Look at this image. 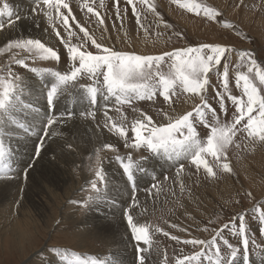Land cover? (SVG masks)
I'll return each instance as SVG.
<instances>
[{"label": "rangeland", "instance_id": "obj_1", "mask_svg": "<svg viewBox=\"0 0 264 264\" xmlns=\"http://www.w3.org/2000/svg\"><path fill=\"white\" fill-rule=\"evenodd\" d=\"M10 1H17L18 4L24 2L27 5L25 0ZM10 1L0 0V7L4 2L12 7ZM65 2L69 5V9L62 8L60 11L69 17L71 28L65 26L63 29V26L59 24L54 25L55 21H60V17L53 19L52 22L45 19L46 30L53 38V42L41 40L46 46L58 52L59 61L33 58L32 54L25 50L13 49L0 52V69L4 70L0 74H6L8 66L11 64V71L22 78L20 83L24 87V99L29 100L28 103L32 105L35 102L38 103L37 111L34 112L37 114H30V111L25 110L26 113L24 112L23 115H16L17 119L33 127V132L25 133L12 125L13 128L23 134L19 141L30 142L31 147L26 146L23 149L19 141H16V145L5 138L6 143L10 142L14 152L13 169L15 173L12 174L14 178L0 179V264H58V258L53 254V250L56 248L68 249L85 257L92 256L101 260L111 258L114 248H117L118 245H114L110 239L109 234L111 232L107 225L109 218L94 219L92 217L93 214H100L98 207L102 206L104 210H108L110 206H118L115 215L118 216L121 225L124 220L125 227L123 229L125 228L127 236L131 232L127 225L126 215H123L124 212L125 214L130 212L135 222L147 223L150 226L153 243L150 251L142 253L145 256V264H177L178 258L201 250V246L194 248L192 245L182 243L183 240L192 238L210 240L224 224L234 221L232 224L235 226L230 224L234 228L225 229L218 239L222 255L225 258L229 257L230 250L222 241L226 239L233 246H240L241 238L233 234L239 228V223L234 218L244 214L247 235L250 241H254L255 245H258V247H254L250 242L249 255L250 258H254L251 259V264H262V261L256 258L255 253L260 252L261 255H264V233H262L264 224L259 222V213L264 211V142L251 140L246 132L241 130L233 138L232 144L226 148V161L222 158L218 162L210 156L206 157L210 166L213 167L215 175H209L202 166L198 168L191 163V160L182 162L176 170L171 171L169 169L174 167H170L171 165L179 163L187 157H180L175 162L171 160L168 165H163V161L157 164V158H148L143 164L144 150L142 148H129L133 136L130 130L132 122L139 119L140 113L143 111L152 116L155 123L165 124L167 123L164 116L165 112L174 116L192 111L195 105L201 103L198 95L187 94L177 89L171 101L165 100L158 93L151 100L138 101L139 104L135 106L137 109L116 104L114 106L116 108L112 113H109V116L117 119L114 120L117 124L123 123L129 129L127 141L114 130H111L110 124L106 123L100 114L93 111L94 117L92 115L85 117L81 114L83 109H77V111L72 108H65L57 112L60 108L56 103L55 114L71 111L74 115L70 119L76 120L78 118L84 122H90L91 125L101 128L103 132L108 133L115 140L96 145L91 151L84 152V149L81 148L86 145V141H82L80 130L73 129L68 133L66 132L63 138L59 139L60 144L63 143L62 145H64L63 149H66L67 152L64 159L55 158L56 161L51 159L55 166H58L59 162L60 171L48 168L49 170L42 175L41 181L34 180L35 182L28 183L29 178L33 176V172L30 170L34 166L39 167L40 164H42L40 167L47 166L42 159V163L36 162L39 157L35 155V148L43 136L44 123L50 113L47 103H42L46 99V88L41 89L40 86L42 85H40L36 88L33 87L32 92H27L29 87L26 86V79L29 78L31 83H34L36 77L31 76L25 68L15 64L14 59L24 58L29 66L40 63L58 67V64H61L62 66L58 68L65 67L70 70L72 62L67 53L68 45L81 46V50L86 49L94 54L98 52L91 41L86 40L83 32L80 31L81 27L85 28L97 43L105 47L141 55H159L179 48L198 46L202 43H219L236 49V52L226 54V58L222 59L219 68L214 69L209 74L210 82L204 95L211 108L215 109L220 121L230 123L236 106L229 98V92L237 96L242 94L241 89L235 84L236 65L239 62L238 52L241 50L253 52L258 62L264 66V0H202L221 13L216 20L208 19L202 14L190 13L174 4L172 0H153L159 15L153 14L147 6L140 3V0H133L132 4H129L127 0H65ZM133 5L136 9L135 12ZM29 7L31 8V6H27V13L36 6L31 9ZM89 7L92 8L91 12L88 10ZM36 14L46 17L39 10ZM225 21L232 24L233 27H225ZM0 22L5 24L3 30H0L1 34L7 28L10 31L13 30L12 27L8 26L7 17H0ZM165 24L168 25L167 28L164 27ZM13 25L15 26V24ZM57 31H59L60 36H57ZM69 31L73 34L69 35ZM177 33L180 35H176ZM17 35L6 36L5 38L1 36L0 49L5 48L7 43L12 40L37 39L26 34ZM136 38L143 41L140 48L135 43ZM60 41L63 42V46ZM225 63L228 64L229 70V92L225 91L222 84ZM161 70L168 71L167 62L161 66ZM37 77L42 82L48 79L44 72L39 73ZM217 93L224 95L223 105L220 103ZM66 96L68 97V94L64 97ZM67 100V105L74 107L76 99L73 102L70 96ZM83 100H85V109L87 108L88 112H91L93 107H87V98L83 97ZM117 108L120 111H117ZM224 108L227 109L226 114ZM207 119L209 123L213 122L211 112L207 113ZM8 123L10 122L5 120L3 126ZM106 124L109 126L105 127ZM196 127L201 139H206L208 129L199 123L198 118L196 119ZM50 131L49 135L52 133ZM53 138L51 136L43 137L44 147L45 145L48 146V141ZM79 139L81 140L79 141ZM107 143L113 145L114 150L105 149L103 146ZM73 151H78V155L73 156L74 159L71 164L64 165L65 160L67 161ZM128 151L133 161H142L141 166L143 168L147 166L145 172L136 173L135 185L148 181L156 172L158 178L161 177L156 182V188H151L149 181L145 186V188L152 190L150 194L153 196L141 190L135 193L149 196L148 198L151 199L152 203L149 202L147 206H142L139 196H136L137 208L129 203L135 190L128 180L126 183L116 185L117 188L124 189V196L121 199H125V203L117 205L114 202L116 198L113 190L110 191L107 167L110 163L117 167L112 161L114 155ZM26 158H29V166L26 164ZM223 162L230 163L231 172L223 170L220 166ZM98 164L103 168L107 180L103 198L109 192L113 197L112 202L108 204H104L103 199L88 200L90 195H96L91 190L90 184L96 178L95 171ZM181 165H183L182 170H180ZM64 176L65 180L63 179ZM14 179H18L22 183L15 186L14 189H10V182ZM80 184L82 185L81 188H75L76 185L79 186ZM73 187L77 190L71 194L70 201H67ZM101 187L103 186L101 185ZM126 206L127 208L123 211ZM102 214L103 209L100 215L103 216ZM91 221L95 222L92 224ZM173 236L180 239L174 240L172 239ZM134 244L135 241L133 240L135 247ZM141 247L146 246L141 243ZM204 251L209 250L205 248ZM242 253L241 247L239 255ZM111 260L113 264H118L116 259L111 258ZM241 262L243 263L242 260H239L236 264ZM201 264H207V261L202 258Z\"/></svg>", "mask_w": 264, "mask_h": 264}, {"label": "snow or ice", "instance_id": "obj_2", "mask_svg": "<svg viewBox=\"0 0 264 264\" xmlns=\"http://www.w3.org/2000/svg\"><path fill=\"white\" fill-rule=\"evenodd\" d=\"M127 2L132 4L133 0H127ZM172 2L190 13L202 14L211 20H216L221 15L216 8L208 6L202 0H172ZM140 3L147 6L153 14L159 15L153 0H140ZM41 4L44 6L43 8L40 7ZM62 8L69 9V5L65 0H37L36 7L32 11L33 14H36L37 10L41 11L49 22L53 21V14L56 13L61 22L70 29L69 17L60 11ZM88 10L91 12L92 8L89 7ZM133 11H136L134 5ZM137 15L139 14L137 13ZM13 16L12 7L4 2L0 7V17H7L8 26H12L20 19L18 15L15 19H13ZM101 23H103L102 20ZM224 26L233 27L227 21L224 22ZM4 27L5 24L0 22V30H3ZM164 27L167 28L168 25L165 24ZM80 31L83 32L86 40L91 41L98 52L94 54L86 49L81 50V46L68 45L67 53L72 62L70 70L63 73L44 70L54 79L44 85L46 88V103L50 114L44 124L43 136L36 148V157H39L40 151L44 147L43 137L49 136L52 126L63 122L65 118L70 119L74 115L71 111L55 114L56 103L61 96L71 95L68 93L69 87L74 86L82 76H87L92 81L91 84L81 85L80 87L86 93L87 103L93 108L98 102V97H102L105 101L114 98L117 105H124L131 104L133 100H151L157 93L161 94L165 100L171 101L177 89L187 94L199 96L201 103L195 105L192 111L174 116L165 112L164 116L167 119L165 124L155 123L152 116L143 111L140 113V118L132 122L130 130L133 136L130 146L136 149L146 148L155 156L163 155L170 160L174 157H190L192 164L198 168L202 166L209 175H215L214 169L210 166L206 157L210 156L218 162L222 158L226 161V148L232 144L233 138L239 131L246 132L247 136L253 141L264 142V66L258 62L253 52L249 50L238 52L239 62L236 65L235 84L241 89L242 94L239 96L232 95L229 92L228 64L225 63L223 66L222 84L225 91L229 92V98L236 108L231 122L222 123L215 109L211 108L206 101L204 93L210 82L209 74L214 69L219 68L222 59L226 58V54L236 52V49L219 43H202L198 46L179 48L159 55H141L135 52L118 51L105 47L97 43L85 28L81 27ZM56 34L60 36L59 31ZM72 34L69 31V35ZM176 35L180 34L177 33ZM13 49L25 50L32 54L33 58L38 57L40 60L59 61L60 59L58 52L46 46L40 39L12 40L7 43L5 48L0 49V52ZM166 62L168 71L164 72L161 70V66ZM14 63L29 69V65L24 58L14 59ZM3 71V69H0V72ZM29 71L37 73L41 70L30 68ZM21 79L18 74L11 71V64L8 66L7 73L0 75V126L7 120L19 130L31 133L34 128L17 119L14 115L17 112L23 115L25 110L37 111L34 105L25 101L24 87L20 83ZM217 95L223 105L224 95L220 93H217ZM105 109L104 115L108 117L111 130H114L127 141L129 129L123 123L117 124L109 116L110 108L107 104H105ZM116 110L120 111L119 108ZM223 110L226 114L227 109L224 108ZM208 112H211L213 117L212 123H209L207 119ZM82 115H92L94 117L95 113L86 112ZM197 118L199 123L208 129L206 139L202 140L200 137L196 127ZM108 126V124L105 125V127ZM11 135L9 139H11ZM103 147L114 150V146L111 144H105ZM13 157L14 152L11 144L6 143L4 130L0 127V179L14 178L11 175ZM117 160L121 165L123 174L135 190L136 173L146 171L141 166L142 161H133L130 155L126 160L122 157H117ZM220 166L225 171H232L228 162H223ZM182 169L183 165L180 166V170ZM95 177L91 181L90 187L96 195H90L88 197L89 201L103 199V192L107 185L106 174L99 164L95 171ZM152 187L154 188L155 185ZM248 195H251V193H248ZM135 203V197H133V204ZM85 206L87 205L85 204ZM126 219L132 238L137 245V252L141 254L138 257V264H145V256L142 253L150 251L153 243L150 226L147 223L135 222L130 212H126ZM244 219V214L234 218L239 223V228L233 234L241 238L240 246H233L226 239L222 241L230 250L229 257L225 258L222 255L218 239L221 237L222 232L229 228L232 221L217 230L210 240L198 238L183 240L182 243L192 245L194 248L201 246V250L183 258H178L177 264H201L202 258L207 261V264H236L238 260H242L243 264H251L250 242L254 247H258V245H255L254 241H250ZM259 222L264 224V211L259 213ZM233 226L235 225L233 224ZM262 233H264V229H262ZM165 234L167 235V233ZM172 239L179 240L180 238L173 236ZM141 243L146 247H140ZM241 247L243 253L239 255ZM205 248L209 251H204ZM53 254L57 256L58 264H113L111 258L101 260L92 256L85 257L68 249L56 248L53 250ZM255 256L258 260L264 262V255H261L260 252H256Z\"/></svg>", "mask_w": 264, "mask_h": 264}, {"label": "bare ground", "instance_id": "obj_3", "mask_svg": "<svg viewBox=\"0 0 264 264\" xmlns=\"http://www.w3.org/2000/svg\"><path fill=\"white\" fill-rule=\"evenodd\" d=\"M19 5H20L19 6V11L23 13V17L19 16L20 19L15 23V26L14 25L10 26V27L13 28V30L10 31V29L7 28L6 31L4 33H2L3 35L0 33V37L3 36V38H5L6 36L13 37V36H18L17 34H26V35L35 37L37 39H40L42 41L46 40V42H48V41L49 42H53V38L47 32V30H46L47 27L45 26V23H44V20L47 19V17H41L39 14H33L32 11H29V13H27V5H25L24 2H20ZM31 8H33V7L31 6ZM25 13H26V15H25ZM23 37H25V36H23ZM135 43H136L137 47L140 48L142 43H143V41L138 39V38H136L135 39ZM44 75L48 77V79H46L44 82H42L40 80V78L37 77V76H36V81L34 83H31L29 78L26 79V86L29 87L26 91L27 92H29V91L32 92L33 87L36 88V87H39L40 85H42V86H40V87H42L41 89H44V85L47 84V83H50V80L53 78L48 72H44ZM76 92L79 93L78 91H76ZM36 94H38V92H36ZM41 95H42V93H41ZM64 96L60 97V99L57 101V105H59V108H60L59 110H57V112L62 111L65 108H72V109H76V110L77 109L78 110L79 109H83V112H84V110H85V107H84L85 100H83L82 96L75 97L76 103L74 104V107H71V106L67 105L68 104L67 103L68 102L67 99L70 96L69 95H68V97L67 96L64 97ZM62 101H63V103H62ZM80 101H82V102H80ZM62 105L64 107H62ZM87 106H88V103H87ZM44 121H45V119L43 120V122ZM73 129H79L80 130L79 133L81 134L80 137L83 138L82 141H84V140L86 141V145L83 146V148H81L82 150L84 149V152L91 151L96 145H99V144L101 145V144H103L105 142H109V141L115 140L114 137H112L108 133L106 134L105 132H103V130L101 128L94 127L93 125H91L90 122L89 123L88 122H84L83 120L78 119V118H76V120L66 119L65 118L63 122L58 123V125H54L52 127V130L50 131L52 133L49 136L54 137L52 140L50 139L53 142L48 141L47 144H49V145L48 146L45 145V147H43V149L40 151L39 159L36 161L37 163L38 162L42 163L41 162V159H42V161L47 166L46 167H40V165H42V164H40L39 167L34 166L33 169L30 170V172H33V176H31L29 178L28 183H31L34 180L37 181V182L41 181L42 175L44 174L45 171L49 170L48 168H50L52 170H56V171L59 170L60 171L59 162H58V166H55V164L52 163L51 161L53 159H54V161H56L55 158H58L59 160L60 159H64V155L67 152H66V149H63L64 145H62L63 143L60 144L59 139L63 138L64 133H66V132L68 133L69 131H71ZM6 133L9 134L8 132H6ZM53 133H55V135H53ZM9 136L10 135H8V137ZM73 139L75 140V138H73ZM80 140L81 139H79V141ZM19 142L23 146V149L26 148V146H30L31 147V145L29 144L30 142H25V140H21ZM75 144H77V143L75 142ZM74 146H76V145H74ZM75 149H77V148H75ZM69 150H70V148H69ZM82 150H80V151H82ZM77 153H78V151L77 152L73 151L72 153H70L67 161L65 160L66 163L64 162V165L71 164L73 159H74L73 156H75V154H77ZM155 158H157V164H159V163H161V161H163L164 162L163 165L170 164L171 160H173L172 162H175V160L179 159V158L174 157L173 159L170 160V159H168L167 157H165L163 155L157 156V157L155 155H153V159H155ZM179 162H181V161H179ZM24 164H25V162H24ZM26 164H27V166L30 165L29 158L28 159L26 158ZM177 164L178 163H174L170 167H173V166L175 167ZM107 168L109 170V176H107V180H108V183L110 184L109 185L110 186V191L113 190L114 197L116 198V200H114V202L117 205L120 204V203H125L126 200L125 199H121L124 196V194H123L124 189L121 188V187L117 188L116 185L122 184L123 182L126 183L127 182L126 178H123V176L120 173V170H118V168L115 167L112 163H110V165ZM63 179L64 180L66 179L65 176L63 177ZM20 183H22V181L20 182L18 179H14L13 181L10 182V184H11V188L10 189H14L15 186H18ZM81 184L79 186L76 185V187L75 186L74 187L79 189V187L81 188V186H82ZM74 187L71 190L70 194L68 195L67 201L69 200L70 196H72L71 194L74 193L75 190H77ZM135 196H139V198H141L142 206H147L149 204V202L152 203L151 199L148 198L149 196H147V194L140 193V194H135ZM71 199H72V197H71ZM116 207H118V206H110L108 208V210H104L103 206L102 207H98L100 214L102 213V209H103V214H102L103 216H101L100 214H93V215L91 214V215H92V217L94 219H107V218H109V219H107L108 220V224L107 225H108V227L110 229V232H111L109 234V236H110V239L114 242V245H118L117 248H114L113 252H115V253L112 255L111 258L112 259L113 258L116 259L118 261V264H135V247L133 246V244L131 245V239H130L129 233H128V236H127V234L125 233V228L123 229V227H125L124 220H123L122 225H121L120 220L118 219V216L115 215V213L117 211ZM94 222L95 221H91L92 224ZM126 229H127V227H126ZM146 259H147V257H146ZM4 261H5V259H4ZM262 264H264V262H262Z\"/></svg>", "mask_w": 264, "mask_h": 264}]
</instances>
